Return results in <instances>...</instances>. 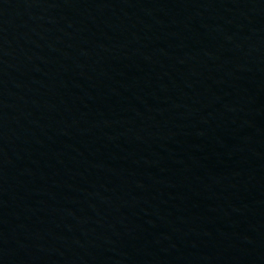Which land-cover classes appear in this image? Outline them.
I'll list each match as a JSON object with an SVG mask.
<instances>
[{"label":"water","instance_id":"obj_1","mask_svg":"<svg viewBox=\"0 0 264 264\" xmlns=\"http://www.w3.org/2000/svg\"><path fill=\"white\" fill-rule=\"evenodd\" d=\"M0 264H264V0H0Z\"/></svg>","mask_w":264,"mask_h":264}]
</instances>
